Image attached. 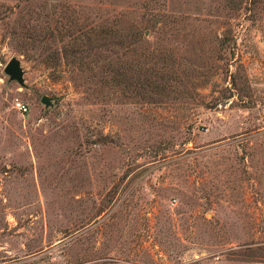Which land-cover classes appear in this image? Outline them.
<instances>
[{
    "label": "rangeland",
    "instance_id": "rangeland-1",
    "mask_svg": "<svg viewBox=\"0 0 264 264\" xmlns=\"http://www.w3.org/2000/svg\"><path fill=\"white\" fill-rule=\"evenodd\" d=\"M0 264H264V0H0Z\"/></svg>",
    "mask_w": 264,
    "mask_h": 264
},
{
    "label": "water",
    "instance_id": "water-1",
    "mask_svg": "<svg viewBox=\"0 0 264 264\" xmlns=\"http://www.w3.org/2000/svg\"><path fill=\"white\" fill-rule=\"evenodd\" d=\"M4 70L11 78L18 80L19 82L23 81V69L18 58L11 57L5 64ZM41 101L45 104H49L50 102L49 97L46 94L42 95Z\"/></svg>",
    "mask_w": 264,
    "mask_h": 264
},
{
    "label": "built area",
    "instance_id": "built-area-1",
    "mask_svg": "<svg viewBox=\"0 0 264 264\" xmlns=\"http://www.w3.org/2000/svg\"><path fill=\"white\" fill-rule=\"evenodd\" d=\"M14 105L21 111H25L27 109L26 105L19 100H16Z\"/></svg>",
    "mask_w": 264,
    "mask_h": 264
}]
</instances>
